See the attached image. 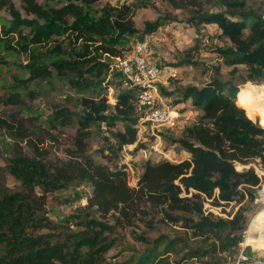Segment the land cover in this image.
<instances>
[{"label": "trees", "instance_id": "16d2710c", "mask_svg": "<svg viewBox=\"0 0 264 264\" xmlns=\"http://www.w3.org/2000/svg\"><path fill=\"white\" fill-rule=\"evenodd\" d=\"M98 1L20 0L27 16H21L10 0L3 2L10 19L0 16V50L26 55L21 67L27 77L18 86L50 83L52 77L64 80L78 95L75 100L81 108L57 106L47 117L50 129L74 127L64 160H49L46 150L35 142V137L47 131L30 124L35 135L31 139L22 123L0 117V131L15 141L5 165L0 166V264H109L105 257L115 240L107 234L133 225L151 212L161 213L164 221L173 224L182 222L191 229L195 244L159 235L121 264H172L170 257L176 264L192 260L231 264L240 250L246 204L252 201L253 186L258 182L251 167L237 170L235 162L246 164L254 157H264V128L259 125H264V111L256 122L246 116L239 95L248 84L238 89L213 78L200 88L186 86L181 89L182 99L200 110L197 120L186 128V137L178 140L188 157L178 162L146 158L130 186L126 167L95 161L88 152V140L97 134L91 126L100 130L103 125L102 131L108 135L100 136L110 152L139 143L138 88L127 86L118 91L114 104L100 90L109 87V59L124 56L135 35L144 39L172 19H145L139 29L133 19L135 3L96 6ZM165 1L171 8L188 11L190 26L213 23L218 27L220 38L229 45L217 46L216 51L223 64L231 67L229 73L236 74L238 65H243L246 72L241 82H264V13L248 6L247 0H207L222 8L214 12L204 9L203 0ZM184 61L199 63L188 56ZM214 71L218 74L219 66ZM24 92L25 88L21 95ZM8 98L17 100L13 94ZM25 119L34 120L31 116ZM116 122L120 128H115ZM22 137H27L31 154L16 143ZM5 173L19 182L16 189L4 185ZM74 181L90 185L83 208L86 213L74 221L77 228L72 229L70 222L58 228L45 212L46 194ZM206 198L214 206L234 201L238 207L227 218L204 214Z\"/></svg>", "mask_w": 264, "mask_h": 264}, {"label": "rangeland", "instance_id": "374dc122", "mask_svg": "<svg viewBox=\"0 0 264 264\" xmlns=\"http://www.w3.org/2000/svg\"><path fill=\"white\" fill-rule=\"evenodd\" d=\"M10 1L18 9L21 16H27L20 0ZM116 1L133 2L137 5L133 19L135 26L139 29L143 27L145 19L155 20L158 17L163 18L164 16L172 19H169L168 22L162 24L151 34L145 35V38L148 42L150 56L153 59H157L160 65V73L155 84L158 92L163 97L164 103L172 110V116H175L174 126L153 128L157 137L151 134V130H141L138 132L137 129L139 143L137 145H124L116 153L110 152L107 149V144L100 136V134L108 135L107 132H103L105 131L104 126L101 125L100 130H98L97 126H91L92 130L94 129L97 133H94L92 138L88 140V152L91 157L95 161L106 163L109 166H113L114 164L125 166L128 184L134 186L145 161V157L139 152L141 147H146L150 150L147 156L152 162L160 159L178 162L188 157L187 152L180 146L178 140L186 137V128L197 120L200 110L193 106L189 100L182 99L181 89L191 85L200 88L204 84L209 83L213 78H218L222 82H230L237 86L238 89L243 88L247 84L248 88L260 86L263 85V81H257L256 83L251 81L241 82L240 78L246 72L243 65H238V72L236 74L232 75L229 73L231 67L223 64L216 51L217 46H227L229 45V41L225 38H220L219 29L216 25L190 26L186 22L188 11L171 8L165 0H99L96 6H101L104 2L113 4ZM203 1L204 9L208 11L214 12L215 10L222 9L212 2ZM3 2L4 0H0V16L10 19L7 7ZM247 4L264 13V0H247ZM28 16L31 17V15ZM244 32L247 33V29ZM134 38L139 39V35H135V37L130 39L129 47ZM193 47L195 48L192 49ZM128 52L129 50H125L123 54L127 55ZM185 56L199 63L189 64L184 61ZM25 59L26 55L21 52L18 53L16 50H0V117L14 124L22 123V129L25 133L32 134L30 136L31 139L35 135L32 133V129L29 128L30 124H35L42 130H45V132L47 131L50 135L42 133V135L34 138L35 142L38 143L40 149L46 150L49 160H64L66 159L65 150L72 143L74 127L50 129L47 127V117L57 106H67L72 110H80L81 107L77 105L75 100V98H78V95L69 88L64 80L55 79L54 77L51 78L50 83L42 81L34 84L33 82H29L26 85L22 84L18 86L17 82L21 78L27 77L21 67ZM109 60L110 65H112L114 58ZM215 66H219L220 68L218 74L214 71ZM106 81L109 82V87H106L105 90H100V93L107 94L108 103L114 104L115 94L127 87L128 83L115 67L109 69ZM23 88H25V92L21 95ZM109 89L112 90L111 99L109 97ZM10 94H13L17 100H10L8 98ZM17 94L21 96L19 97ZM239 96L241 99L239 103L244 106L245 114L248 118L250 117V119L255 120L256 117L261 115V112L263 113L264 110L260 111V109H257L253 116H249L247 111L249 110L250 103L255 106L257 104H264V97L259 96L245 103L242 101L241 95ZM236 104L240 106L237 102ZM240 107L243 108L242 106ZM14 114H18L17 119H12ZM26 116H31L34 120H27L25 119ZM145 125L148 126V123H145ZM120 127V122H116L115 128ZM39 137L43 140L39 141ZM22 138V140H17L16 143L22 147L25 153L31 154L27 137ZM14 142L9 137V133L4 130L0 131V166L5 165L6 158L10 155ZM104 154L107 156L105 157ZM250 162L251 160L246 164L248 165ZM244 165L235 162L237 170L247 168ZM3 182L9 189H16L19 183L8 173L4 174ZM90 190L89 184L74 181L65 184L62 188L47 193L45 212L48 218L58 228H63L65 222H70L72 229L77 228L73 225L75 224L74 221L78 220L79 214L84 215L86 213L83 208L86 205V199L90 194ZM182 195L189 194H184L183 192ZM244 199H246V195ZM237 207L238 204L234 201L223 203L221 206H214L211 204L210 199L207 198L202 204L204 214L208 213L212 216H222L224 218L231 217ZM259 209L260 206L254 204L252 201L246 204V225L239 245L240 247H244V252L247 255L264 256V231L260 227L250 231L249 237L246 239L247 244L244 242L247 225ZM162 217L165 218L161 213L151 212L142 217L143 219L135 221L133 225L122 228L118 227L115 228V231L108 233L107 236L115 240L105 257L109 264H121L129 257H135L159 235H165L169 238L181 237L186 240L187 244H195L191 238V229L186 228L182 222L173 224L170 221H164ZM260 219L262 217L258 218V221ZM110 220L111 218L108 217L109 222ZM169 261L172 264H176L172 257H170ZM188 264L199 263L192 260Z\"/></svg>", "mask_w": 264, "mask_h": 264}, {"label": "built area", "instance_id": "2783aa9c", "mask_svg": "<svg viewBox=\"0 0 264 264\" xmlns=\"http://www.w3.org/2000/svg\"><path fill=\"white\" fill-rule=\"evenodd\" d=\"M114 67L121 73L129 87L138 88L135 96V108L141 114L137 123L138 132L151 130V134L157 137L153 128L174 126L175 116H172V110L164 103L155 84L160 73V65L157 59L150 56L145 38L134 39L127 55L114 58L110 69ZM262 84L264 85V82ZM109 91L111 99L112 90L109 89ZM145 123H148V126ZM261 127L264 128V125ZM139 152L145 159L149 158L148 148L141 147ZM244 166L251 167L258 178L257 184L253 186L252 202L260 206V209L264 208V157H254L248 165ZM244 250V247H240L236 259L231 264H264V256L247 255Z\"/></svg>", "mask_w": 264, "mask_h": 264}, {"label": "bare ground", "instance_id": "6f19581e", "mask_svg": "<svg viewBox=\"0 0 264 264\" xmlns=\"http://www.w3.org/2000/svg\"><path fill=\"white\" fill-rule=\"evenodd\" d=\"M259 96L264 97V85H260V86H254L251 88H248L246 90H244L241 93V97H242V101L247 103ZM257 109L260 111L264 110V104H257V106H255L254 104L250 103L249 104V110L247 111V114L249 116H253L254 113L257 111ZM264 208H261L259 210L256 211V213L253 215V217L251 218V220L249 221L248 225H247V229L245 232V237H244V242L246 241L247 237H249V232L252 230L257 229L260 225H264ZM262 217V219H260V221H258V218Z\"/></svg>", "mask_w": 264, "mask_h": 264}, {"label": "crops", "instance_id": "0c3cea01", "mask_svg": "<svg viewBox=\"0 0 264 264\" xmlns=\"http://www.w3.org/2000/svg\"><path fill=\"white\" fill-rule=\"evenodd\" d=\"M212 25H215V24H213V23H211ZM205 26H209V24H205ZM260 228H261V230H263L264 231V225L263 226H259ZM264 252V251H263Z\"/></svg>", "mask_w": 264, "mask_h": 264}]
</instances>
